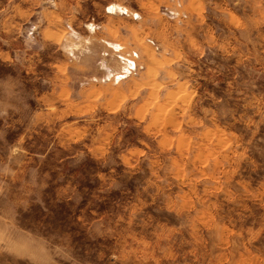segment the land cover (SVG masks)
<instances>
[{
	"label": "rangeland",
	"instance_id": "rangeland-1",
	"mask_svg": "<svg viewBox=\"0 0 264 264\" xmlns=\"http://www.w3.org/2000/svg\"><path fill=\"white\" fill-rule=\"evenodd\" d=\"M0 264H264V0H0Z\"/></svg>",
	"mask_w": 264,
	"mask_h": 264
}]
</instances>
